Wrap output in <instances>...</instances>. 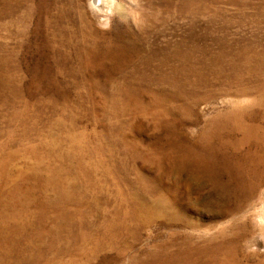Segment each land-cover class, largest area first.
Segmentation results:
<instances>
[{
  "label": "rangeland",
  "instance_id": "obj_1",
  "mask_svg": "<svg viewBox=\"0 0 264 264\" xmlns=\"http://www.w3.org/2000/svg\"><path fill=\"white\" fill-rule=\"evenodd\" d=\"M98 1L0 0V264H264V0Z\"/></svg>",
  "mask_w": 264,
  "mask_h": 264
},
{
  "label": "bare ground",
  "instance_id": "obj_2",
  "mask_svg": "<svg viewBox=\"0 0 264 264\" xmlns=\"http://www.w3.org/2000/svg\"><path fill=\"white\" fill-rule=\"evenodd\" d=\"M81 1H82V0H81ZM99 1H100V0H99ZM99 1H98V2H99ZM94 2H96V0H94ZM105 3H106V2H105ZM95 4H96V3H95ZM99 6H100V5H99ZM99 6H98V7H99ZM1 167H2V166H1ZM2 217H3V216H2ZM5 218H6V217H5ZM4 234H5V233H4ZM3 239H4V237H2V236L0 235V247H1L2 243L5 242V241H3ZM1 242H2V243H1ZM3 245H4V244H3ZM3 245H2V246H3ZM0 250H1V249H0ZM5 253H6V251H5Z\"/></svg>",
  "mask_w": 264,
  "mask_h": 264
}]
</instances>
